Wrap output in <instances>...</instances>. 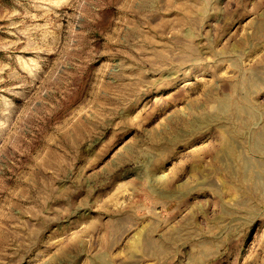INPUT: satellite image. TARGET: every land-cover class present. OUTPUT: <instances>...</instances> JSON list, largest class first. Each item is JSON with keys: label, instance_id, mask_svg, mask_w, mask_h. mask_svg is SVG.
I'll return each mask as SVG.
<instances>
[{"label": "rangeland", "instance_id": "1", "mask_svg": "<svg viewBox=\"0 0 264 264\" xmlns=\"http://www.w3.org/2000/svg\"><path fill=\"white\" fill-rule=\"evenodd\" d=\"M0 264H264V0H0Z\"/></svg>", "mask_w": 264, "mask_h": 264}]
</instances>
